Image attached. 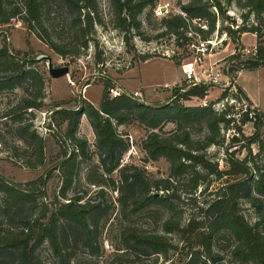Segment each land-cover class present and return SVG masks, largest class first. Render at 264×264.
I'll use <instances>...</instances> for the list:
<instances>
[{
	"label": "trees",
	"instance_id": "obj_1",
	"mask_svg": "<svg viewBox=\"0 0 264 264\" xmlns=\"http://www.w3.org/2000/svg\"><path fill=\"white\" fill-rule=\"evenodd\" d=\"M16 1H20L21 6H18ZM110 1L112 14L124 33L139 34L141 24L137 15L153 0ZM232 4L247 10L242 14L243 21H247L249 15H253L254 21L248 26L242 24L237 30H229L231 35L238 31L251 32L256 36L255 50L251 56L244 57L242 53L231 56V58H244L243 65L232 70L264 67V0H225L224 4L220 0H190L184 9L190 17L209 18L210 21L207 20L213 28L216 16L210 10L211 6L217 8L221 17ZM57 9L65 10L68 14L69 20L73 23L72 28L83 37L79 47L85 49L87 40L84 35L93 30V15H97L96 0H0V22L6 23L18 17L57 54L62 57H77L80 48L68 49L53 40L44 27L41 18L43 14ZM161 21L166 30L155 35L154 38L167 34L178 35L179 28L185 24L179 16L162 18ZM232 21L234 23L235 19ZM125 38L128 41L129 38L127 36ZM33 61L32 57L9 52L6 46L0 48V93L15 89L22 91L19 101L5 115H11L12 121L16 123L13 132L17 143L23 146L21 147L24 153L23 163L31 169L45 162V140L35 130L32 118L23 117L25 113L30 115L34 109L41 108L45 98L44 76L33 66ZM175 63L179 65L178 62ZM231 76L234 78L233 74ZM208 86L204 83L190 85L185 91L175 95L170 102L161 105H149L128 96L112 98L108 92V95L103 92L99 108L84 102L78 108L57 109L60 119L67 124L63 141L67 146L72 145L70 152L64 154L58 168H54L62 169L63 173L57 193L59 198L45 220L47 207L43 205L45 198L43 187L51 172L25 184L12 182L0 174V264H44L38 254L44 242H47L56 256L62 258L67 255L68 258L70 253L65 250L64 243L67 242L69 235L59 227V221L68 225L70 230L80 233L86 244H92L94 241L93 228H96L97 220L94 221L91 217H98L96 210L98 205L82 203L79 196L66 197V191L76 175L77 157L87 156L86 140L76 135L83 114L95 134L96 147L102 152L100 168H98L102 173L109 174L117 169L127 144L124 136L116 131V126L129 119L149 128L142 143L147 157L152 160L164 157L169 162V177L155 180L152 184L145 180L136 166L119 168L123 187L129 192V196L126 198L122 196L121 201L130 200L133 212L149 203L170 207L169 200L179 198L175 186L177 179L184 176H188L190 183L187 197H192V193H195L203 182L202 179L208 175L223 180L219 187L211 192V197L203 199L202 205L198 207L199 215H191L185 223L171 218L162 225L164 232L169 234L196 231L195 235L200 242L199 249L202 250H194L184 264H217L221 256L213 252L212 242L225 235L234 241L231 255L238 264H264V140L258 138L257 132L247 138L248 144L258 142V150L255 154L249 150L243 159L235 157L233 151L226 150L224 170L218 167L217 162H212L207 155V148L211 145H222L224 139L220 130L221 127H228L231 122V119L226 117L229 108L223 111L215 110L212 107L213 102L205 106L192 107H186L181 103V100L185 101L191 97L203 99L208 94ZM231 86L235 87L232 96L242 97L248 101L240 86L234 82ZM225 93L223 92L221 96ZM167 121L176 125L175 130L168 135L159 132ZM241 122L245 123L246 120L243 119ZM198 124H203L207 132L202 138H192L190 129ZM262 125L261 122L255 123V127ZM236 129L241 131L240 126H236ZM238 142L239 139L233 136L230 146H235ZM0 143L6 144L2 138ZM19 149L20 144L13 142L12 150L16 152ZM129 169L132 171L127 172ZM207 186L206 184L204 187ZM151 187L162 190L163 193L155 195L151 193ZM242 202L249 203L255 208L257 220L254 223H251L241 212ZM3 220H7L5 223L8 226L19 227L3 228ZM124 242H126L125 252L132 250L137 257L134 264H156L155 261L149 260L148 256L155 253L166 254L170 246L165 235H146L136 231L127 233ZM202 252L203 258H201Z\"/></svg>",
	"mask_w": 264,
	"mask_h": 264
},
{
	"label": "rangeland",
	"instance_id": "obj_2",
	"mask_svg": "<svg viewBox=\"0 0 264 264\" xmlns=\"http://www.w3.org/2000/svg\"><path fill=\"white\" fill-rule=\"evenodd\" d=\"M16 4L21 6L20 1H16ZM96 4L97 15H93V30L84 35L87 40L85 49L79 47L83 37L77 34L75 28H72L71 24L73 23L69 20L65 10L57 9L49 13L45 12L41 17L47 33L53 40L63 44L68 49L80 48L79 55L74 58L62 57L57 54L39 39L36 33L30 31L27 24L18 17L12 18L6 23L0 22V48L6 46L9 52H18L20 56L34 59L46 55L51 58L53 66H69L67 75L53 78L48 72L46 59L41 58L33 61V66L44 76L45 96L41 108L34 109L30 115L26 113L23 115L24 118H32L35 130L45 140V162L35 169L24 165V153L21 150L23 146L21 143H17L13 132L16 123L12 121L11 115H5L19 101L22 91L15 89L0 93V139L2 138L6 142L5 145L0 143V174L12 182L25 184L51 172L43 187L45 194L43 205L47 207L45 220H47L49 213L55 206L54 203L59 198L57 193L62 182V169L54 168H58L64 154L69 153L72 148L71 144L67 146L63 141L67 124L66 121L60 119L57 109L78 108L84 102L99 108L102 93L107 94V87L111 85L119 86L128 91L139 90L142 94L140 99L149 105H161L170 102L180 92L179 87L186 89L188 86V83L183 79L180 68H178L180 65L175 63L180 64L179 61L187 57L185 46L180 45L178 47L179 55L172 59L165 58L160 54L165 50V45L171 46V34L154 38L155 35L166 30L161 19L155 17L152 12L154 0L137 15L141 24L139 34L136 32L135 34H125L124 30L118 26L112 14L110 0H96ZM231 8L239 18L233 24H238L239 27L242 24L248 26L253 23V15H249L247 21L242 20V14L247 11L246 9L238 8L234 4ZM83 14L84 12H82ZM226 16L225 13L220 17L222 26L228 24ZM81 19L83 20V16ZM207 19L210 21L209 18ZM125 36L129 38L128 41H126ZM233 38V44L206 60V64L217 62V65L223 67L221 82L216 86H208L207 99L192 97L182 102L184 106H205L203 102L206 104L214 102L230 88L232 82L237 84L239 79L240 84L248 91L254 90L256 94V87L259 88L261 107L264 108V69L258 71H244L243 68L238 71L232 70L237 66L241 67L244 58H231V56L237 54L238 49L241 48L254 52L256 36L251 32L237 31L236 34H233ZM139 40L150 41L157 47L158 53L156 52L154 55L137 53L139 46L137 48L135 44L137 45ZM233 48L236 49L235 52L232 51ZM251 55V53L243 54L244 57ZM231 74L234 78H231ZM197 76L201 75L198 73ZM134 78H137L134 85L137 84V81H141L143 85L140 84L131 88L130 82ZM118 80H124L123 85H120ZM173 80L178 83L176 87L172 89L162 87L163 83L172 84L175 82ZM87 84L88 86H86ZM231 90H235V87L231 86ZM236 126H240V132ZM175 128L174 122L167 121L161 126L159 132L168 135ZM116 131L124 136L127 144L126 149L119 159L117 169L109 174H104L98 169L100 168L102 152L96 147L95 134L87 117L84 114L81 116L76 135L86 140L87 156L85 158L77 157L76 175L66 191V197L79 196L82 203L98 205L96 208L98 217H91L94 221L97 220L96 228H93L95 239L92 244H86L80 233L70 230L68 225L59 221V227L64 229L65 234L69 235L64 246L70 255L68 258L67 255L59 258L52 252L47 242H44L38 252L44 264H134L137 257L132 250L125 252L126 242H124L127 233L134 231L146 235L162 234L167 237L170 246H168L166 254L155 253L148 256V259L155 261L156 264H184L194 250L200 248V242L195 235L196 231L169 234L164 232L162 225L164 221L171 218L179 219L180 222L185 223L191 215H199L198 207L202 205L203 199L211 197V192L215 191L223 180L208 175L202 179L203 182L197 187L195 193H192V197H187L190 183L188 176H184L177 179L175 186L179 198L170 199V207L149 203L141 207L140 210L133 212L131 211L130 200L121 201L122 196L123 198L129 196V192L123 187L119 168L121 166H136L145 180L152 184L155 180L169 177L170 164L164 157L156 160L147 157L142 143L149 132V128L138 121L129 119L121 125H117ZM190 132L192 138H202L207 130L203 124H198L191 128ZM255 132H257L259 139L264 140V125L255 127V124L249 122H241V124L229 122L228 127H221L220 130L224 139L222 145H211L207 148L209 159L212 162H217L218 167L224 170L226 169V150L233 151L234 156L240 159L245 158L249 150L255 154L258 150V142L248 144L247 140ZM127 135L132 136L135 146V151L129 157L125 156L130 145L128 138L125 137ZM233 136L237 137L239 142L235 146H230ZM13 142L20 144V149L16 152L12 150ZM131 171V169L127 170V172ZM206 184L208 186L205 188ZM157 192L158 194L163 193L162 190L151 187V193L156 194ZM40 207L44 208V206ZM240 208L251 223L257 220L256 210L249 203L242 202ZM6 221L3 220V228L11 226L17 229L19 227L8 226ZM233 245L234 241L228 235L212 242L213 252L221 256L217 264H238V261L231 255ZM203 257L204 253L202 252L201 258Z\"/></svg>",
	"mask_w": 264,
	"mask_h": 264
},
{
	"label": "built area",
	"instance_id": "obj_3",
	"mask_svg": "<svg viewBox=\"0 0 264 264\" xmlns=\"http://www.w3.org/2000/svg\"><path fill=\"white\" fill-rule=\"evenodd\" d=\"M189 1L190 0H154L155 4L152 7V12L154 13L155 17L162 19L179 16L185 22V24H183L179 28L180 34H171V46L165 45V50L160 54L165 58L172 59L179 55L178 47L180 45L185 46L187 50V57L182 58L179 61V68L183 75L184 81L188 83L187 88L195 83H204L206 85L216 86L221 82L220 77L222 75L223 67L217 65V62L206 64V60L207 58L217 54L220 50H223L230 44H233L234 38L229 30L237 29L238 24H233L232 20L235 19V21L237 22V19L239 18L236 16L233 9L231 7H228L225 10V13L228 16V24L222 26V24H220L219 12L217 8L212 5L210 10L215 14L216 20L214 27L211 28L206 18L200 16L190 17L188 15L184 7ZM220 1L222 4H224L225 2V0ZM227 27L230 28L228 29ZM135 46L137 48L139 46L137 53H139L140 55H154L156 54V52L158 53L157 47H155L150 41L139 40L138 44H135ZM235 50L236 49L233 48L232 51L235 52ZM238 53L253 54V52H250L246 48L238 49ZM198 73L201 76L198 77ZM177 85V82H173L172 84L165 82L163 83L162 87L172 89ZM86 86H88V84ZM186 89L179 87L178 90L182 92ZM107 92L112 98L128 96L132 99L143 102V100L140 99L142 97V94L139 90L128 91L119 86L111 85L107 87ZM225 92L226 93L223 96H220L217 101H214L212 103V107L215 110L223 111L229 108L226 116L227 118L231 119L232 124H240L241 121L245 119L246 122L252 124L261 122L264 125L263 111L250 104L242 97L237 98L232 96L231 93L235 92V90H231V87L228 88ZM183 101L184 100H181V103ZM203 105H207L206 102H203ZM125 137L128 138L130 144L125 156L129 157V155H131L132 152L135 151V146L131 135H127Z\"/></svg>",
	"mask_w": 264,
	"mask_h": 264
},
{
	"label": "crops",
	"instance_id": "obj_4",
	"mask_svg": "<svg viewBox=\"0 0 264 264\" xmlns=\"http://www.w3.org/2000/svg\"><path fill=\"white\" fill-rule=\"evenodd\" d=\"M179 68V67H178ZM262 69H264V67H259V68H257V69H252V70H248V69H245L244 71H246V70H248V71H258V70H262ZM244 71H242V72H244ZM242 72H240L241 74H242ZM240 74V75H241ZM239 77V76H238ZM136 80H137V78H134L133 80H131L132 82H130V87L131 88H135L137 85H140V84H142V82L141 81H137V84L136 85H134V83L136 82ZM124 80H118V83L120 84V85H123L122 83H124L123 82ZM173 81H175V80H173ZM176 82V81H175ZM237 84L236 85H238V86H240L242 89H243V91H244V93L246 94V96H247V98H248V102L250 103V104H252V105H254V106H256L257 108H259L261 111H263L264 112V108H262L261 107V103H260V92H258L259 91V88L258 87H256V90H257V92H256V94H255V91H254V93H253V91H248L245 87H243L241 84H240V82H239V79L237 80ZM132 84V85H131ZM143 85V84H142ZM207 97H208V95H206L204 98L205 99H207Z\"/></svg>",
	"mask_w": 264,
	"mask_h": 264
},
{
	"label": "water",
	"instance_id": "obj_5",
	"mask_svg": "<svg viewBox=\"0 0 264 264\" xmlns=\"http://www.w3.org/2000/svg\"><path fill=\"white\" fill-rule=\"evenodd\" d=\"M41 58L46 59L47 69H48V72H49L51 77L59 78V77H62V76H65L68 74V72H69V66L68 65L53 66V64L51 62V58L49 56H46V55H42L38 58H35L34 60L41 59ZM155 195H158V193H156Z\"/></svg>",
	"mask_w": 264,
	"mask_h": 264
}]
</instances>
